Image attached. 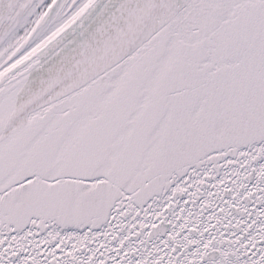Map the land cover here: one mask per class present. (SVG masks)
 Segmentation results:
<instances>
[{"label":"snow or ice","instance_id":"obj_1","mask_svg":"<svg viewBox=\"0 0 264 264\" xmlns=\"http://www.w3.org/2000/svg\"><path fill=\"white\" fill-rule=\"evenodd\" d=\"M0 264H264V0H0Z\"/></svg>","mask_w":264,"mask_h":264},{"label":"water","instance_id":"obj_2","mask_svg":"<svg viewBox=\"0 0 264 264\" xmlns=\"http://www.w3.org/2000/svg\"><path fill=\"white\" fill-rule=\"evenodd\" d=\"M106 3V0H100V7H103V5ZM86 24H87V21H86ZM72 38V37H70Z\"/></svg>","mask_w":264,"mask_h":264}]
</instances>
